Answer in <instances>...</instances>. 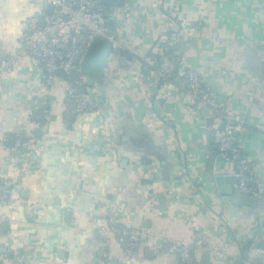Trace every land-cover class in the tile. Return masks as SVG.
Instances as JSON below:
<instances>
[{
	"label": "crops",
	"instance_id": "crops-1",
	"mask_svg": "<svg viewBox=\"0 0 264 264\" xmlns=\"http://www.w3.org/2000/svg\"><path fill=\"white\" fill-rule=\"evenodd\" d=\"M41 7L0 0V60L20 47L22 20ZM173 11L190 20V33L172 49L181 67L201 76L217 109L241 123L235 137L264 193V0H122L107 9V25L134 58L113 49L102 77L87 85L94 111L65 115L63 81L46 86L29 57L0 76L3 264H102L103 248L108 264H183L144 245L128 251L112 229L119 226L149 227L156 242L200 240L199 264H264V198L235 203L236 180L221 189L215 182L232 171L211 139L219 114L193 99L182 76L168 87L148 62L178 31ZM42 96L49 118L38 128L29 116ZM29 134L31 161L15 158L7 139ZM15 160L21 182L9 194L2 178ZM38 202L39 213L27 209ZM26 249L31 258L22 260Z\"/></svg>",
	"mask_w": 264,
	"mask_h": 264
},
{
	"label": "built area",
	"instance_id": "built-area-1",
	"mask_svg": "<svg viewBox=\"0 0 264 264\" xmlns=\"http://www.w3.org/2000/svg\"><path fill=\"white\" fill-rule=\"evenodd\" d=\"M41 2L40 9L22 20L17 32L21 45L14 53L0 60V76L10 72L14 65L22 63L29 57L42 71L46 86L51 87L58 78L63 81L64 105L68 116L94 111L97 102L88 92L85 86L86 76L81 71L83 54L96 35L105 37L113 49H122L123 41L110 31L105 5L100 0H41ZM47 5L52 6L51 12L46 10ZM172 13L178 31L166 40L171 47L186 39L190 33V20L180 11ZM166 48L167 46L156 47L161 60L156 72L157 78L169 87L173 80L172 76H182L193 99L213 107V110L219 114V120L217 125L211 127V139L217 151L225 155L232 164V171L226 174L235 178L236 187L242 194L264 198L262 187L254 177V165L241 151L235 137V133L241 129V123L233 114L219 111L197 71L179 66L171 56L164 54ZM177 54L178 51L174 53V55ZM75 73L79 75L76 76ZM45 103L48 107L43 109V116L48 119L49 102L45 96L35 99L33 107ZM33 147L29 134L28 137H17L10 152L15 158L21 157L20 159L25 158L31 161V153L37 150ZM13 164L9 175L2 178L3 185L9 194L15 193L16 185L21 182V164L17 160ZM41 206L40 202L26 204L27 209L34 213H39ZM112 229L115 230L119 240H124L128 251L144 245L155 254L176 255L183 264H199V260L193 254V247L200 245V240L193 245L187 241L170 238H162L156 242L153 240V231L149 227L119 226ZM99 252L104 258L102 264H108V251L103 248ZM21 256L22 260H28L31 258V253L26 249ZM8 257L7 254L0 255V264H3V260ZM227 264H232V261H227Z\"/></svg>",
	"mask_w": 264,
	"mask_h": 264
},
{
	"label": "water",
	"instance_id": "water-1",
	"mask_svg": "<svg viewBox=\"0 0 264 264\" xmlns=\"http://www.w3.org/2000/svg\"><path fill=\"white\" fill-rule=\"evenodd\" d=\"M100 2L108 7H118L121 5L122 0H100ZM46 10L51 12L52 6L47 5ZM108 22V21H107ZM108 24V23H107ZM185 43L181 42L180 47H184ZM100 50V53L97 52ZM113 51V48L109 41L102 36H94L91 40L87 50L83 54L81 62V71L83 74L87 75L86 83L87 85H92L96 78L102 77L104 73V68L108 62L109 55ZM178 83H181V79L176 77L174 78ZM7 143L12 145L13 138L9 137ZM235 178L232 175L217 176L215 182L218 186V189H221L222 185L227 181H233ZM234 194L236 195L233 201L235 203L256 206L258 204V198L250 195L242 194L239 189H233ZM4 224H2L3 228ZM248 247H245L244 251L247 252ZM244 256L247 257V254L244 253ZM201 264H209L208 258H205L201 261Z\"/></svg>",
	"mask_w": 264,
	"mask_h": 264
},
{
	"label": "trees",
	"instance_id": "trees-1",
	"mask_svg": "<svg viewBox=\"0 0 264 264\" xmlns=\"http://www.w3.org/2000/svg\"><path fill=\"white\" fill-rule=\"evenodd\" d=\"M108 8H109L108 6H105L106 11H107ZM106 17H107V13H106ZM162 45H163V43H162ZM165 45L167 46V48L164 49V54L171 56L172 59L174 61H176L177 64L180 66L179 55H174L175 51L172 49L171 45H168V44H165ZM117 52L121 56H123V57H125L127 59H133L134 58L133 54L131 53V50L128 47H125V49L124 48L123 49H119V51L117 50ZM151 55H152L151 60L148 61V62L150 64H152V65H155V67H159L160 63H161L160 54L155 51V53H152ZM75 75L78 76L79 74L75 73ZM172 79H174L173 76H172ZM85 86H87L86 82H85ZM46 107H48V105L45 103L44 105H40L38 107H33L32 110H31V113H30L29 117H30L31 120H33L34 122H36L38 124V128H41L48 121L43 116V109L46 108ZM65 115H67L66 111H65ZM20 162H21V160H20Z\"/></svg>",
	"mask_w": 264,
	"mask_h": 264
}]
</instances>
